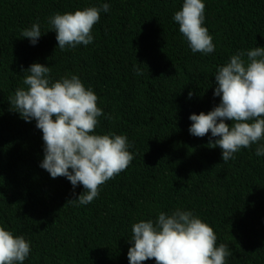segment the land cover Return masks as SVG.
<instances>
[{
  "label": "trees",
  "instance_id": "obj_1",
  "mask_svg": "<svg viewBox=\"0 0 264 264\" xmlns=\"http://www.w3.org/2000/svg\"><path fill=\"white\" fill-rule=\"evenodd\" d=\"M183 2L0 0V227L30 242L23 264H129L132 225L176 209L213 228L217 246L231 251L227 264H264L258 145L225 163L221 149L208 145L211 133L189 132L191 114L220 103L213 95L217 69L240 51L264 47V0H203L215 44L208 55L193 53L173 20ZM103 3L110 11L101 12L93 42L61 50L49 18ZM36 22L43 35L33 45L21 33ZM33 63L49 66L53 81L78 76L105 113L96 134L125 135L131 145L130 166L90 204L68 202L83 186L73 189L40 167L42 131L11 109L9 97L25 87L22 69Z\"/></svg>",
  "mask_w": 264,
  "mask_h": 264
},
{
  "label": "clouds",
  "instance_id": "obj_2",
  "mask_svg": "<svg viewBox=\"0 0 264 264\" xmlns=\"http://www.w3.org/2000/svg\"><path fill=\"white\" fill-rule=\"evenodd\" d=\"M109 11V3H103L51 16L48 22L56 32L58 47L66 50L91 44L101 12ZM173 20L193 53L208 55L215 51L213 37L204 26L203 0H184ZM21 35L35 45L43 35L39 22L22 30ZM134 70L142 74L141 69ZM22 72L27 73L25 87H18L9 103L26 122L35 120L42 131L45 147L40 167L53 179L66 177L73 189L83 186V193L68 202L90 204L99 196L102 185L132 163L134 156L127 136L96 134L98 118L105 113L98 106V96L78 76L53 81L51 68L40 63ZM215 83L213 95L220 98V103L207 114L190 115V134L202 138L211 133L208 145L221 149L225 163L254 144L258 145L255 154L264 156V143H260L264 141V47L232 55L217 69ZM188 95L191 98L193 93ZM130 243L129 264L148 260H155V264H227L231 255L228 245L217 246L211 226L181 209L170 215L160 212L155 222L149 219L134 223ZM30 252L29 241L0 227V264H23Z\"/></svg>",
  "mask_w": 264,
  "mask_h": 264
}]
</instances>
